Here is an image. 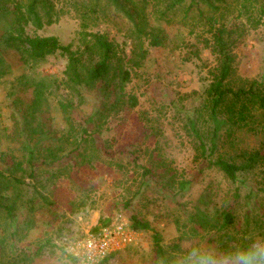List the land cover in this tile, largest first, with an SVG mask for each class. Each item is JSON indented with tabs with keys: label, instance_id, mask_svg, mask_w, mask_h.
<instances>
[{
	"label": "rangeland",
	"instance_id": "obj_1",
	"mask_svg": "<svg viewBox=\"0 0 264 264\" xmlns=\"http://www.w3.org/2000/svg\"><path fill=\"white\" fill-rule=\"evenodd\" d=\"M170 2H122L132 12L133 4L138 11L146 3L150 25L162 29L166 40L158 47L145 40V60L139 61V68H131L130 81L124 84L121 96L112 91L105 97L97 88L73 86L65 74L68 56L59 52L34 71L14 66L12 79L0 84V172L8 183L3 185L6 202L15 206L18 217L15 232L10 227L0 230V236L6 238L0 264H65V248L89 237L104 246L108 264H156L154 233L159 235L164 253L167 249L184 254L193 243L219 247L216 241L208 244L212 224L200 228L198 198L210 189V211L222 210L234 188L216 167L202 165L190 119L205 144L210 145L205 91L216 74L217 62L210 45L217 28L226 29L235 41L227 87L236 90L252 83L264 84L263 1L222 0L213 4L216 10L201 3L202 16L191 10L186 19V5L161 14ZM51 4L54 23L41 30L30 25V35L55 37L60 45H71L76 53L83 52L85 41L90 39L87 35H104L117 46L118 56L126 57L123 69L129 68V55L137 40L122 7L109 0H51ZM1 25L5 27L4 22ZM83 63L91 64L87 54ZM21 74L28 81L45 78L52 91L47 106H43L44 113H40L39 126L47 123V128L29 143L19 112L24 110L23 105H13L21 86L13 80ZM131 96L137 100L135 108L127 102ZM30 99L27 90L23 104H29ZM59 102L68 105L67 115ZM201 113L204 115L198 117ZM263 139L264 133L259 130L238 131L232 145L219 144L211 161L221 158L243 163L242 151H258ZM27 144L43 147L33 169L27 166ZM14 163H21L23 171L9 173L15 170ZM144 168L151 169L156 180L172 182L170 188L178 205L152 183L143 184ZM240 180L245 185L260 183L262 170L242 174ZM180 182L187 186L179 192ZM247 192V186L240 188L242 197ZM128 201L131 204L125 208ZM243 204L236 211L239 219L245 211ZM130 210L149 223L151 230L133 231ZM250 231L251 237L264 238V230ZM242 232L237 225L235 236ZM40 245L45 248L36 254Z\"/></svg>",
	"mask_w": 264,
	"mask_h": 264
},
{
	"label": "trees",
	"instance_id": "obj_2",
	"mask_svg": "<svg viewBox=\"0 0 264 264\" xmlns=\"http://www.w3.org/2000/svg\"><path fill=\"white\" fill-rule=\"evenodd\" d=\"M109 1L118 4V7H122L124 16L130 18V22L134 27L133 33L136 36L137 44L133 46L129 55L128 63L130 66L127 70L123 69L126 57L118 56L117 46L108 41L104 35H87L90 36V39L85 41L82 53L71 51V45H60L55 37L30 35V25L36 30H41L45 26H50L54 23L51 0H25V4L23 0H0V25L3 22L5 23L4 28L3 25L0 27V84L7 79H12L11 74L14 71V66L23 67L22 70L34 71L48 57L59 52L68 56V67L65 74L68 82H71L73 86L84 85L90 89L97 88L105 97L111 94L112 91L121 96L125 91L124 84L130 81L131 68H139V61L143 62L145 60L147 53V50L143 48L145 40H149L151 46L158 47L163 45L166 39L162 35V29L150 25L149 18L147 19V14L145 13L146 3L140 5L141 7L138 11L134 9L137 5L133 4L132 9L134 12H132L130 8H126L124 3H122L124 1L127 2V0ZM262 1L264 13V0ZM95 2L97 3L98 0H95ZM217 2L219 4L222 0H172V2L166 4V9L161 14L167 15V12L175 9V7L186 5L185 19L187 18L186 14L191 10L196 11L198 16H202V12L199 9L201 3L216 10L213 4ZM210 20L211 18L208 19V21ZM231 37L232 35L227 33V30L223 29V27L215 29L211 36L213 43L210 45V50L215 56L217 64L216 74L205 91L207 121L211 126L209 133L210 145L207 146L205 144L203 135L196 129L195 121L190 119L191 132L197 141L196 150L199 158H201L202 165L206 168L216 167L234 188L232 195L222 210L210 211V203L213 202L212 191H208L210 189L202 192L198 198L201 210L197 214L202 216L199 222L200 228L202 229L204 226L212 224L213 228L208 238V244L213 245L216 241L220 248H224L227 244H231L233 247L245 245L253 238L250 236L251 229L252 231L264 230V153H261L264 148V139L260 142L259 146L262 148L258 151L253 153L242 151L243 163H235L221 158L211 161V157L218 151L220 143L233 144L236 132L259 130V132L264 133V93H261L264 90V84L252 83L248 88H238L236 90L226 85L232 74L235 60L232 50L235 41H231ZM96 52H98L96 55L97 61L93 62ZM84 54L88 55L90 66H84ZM24 80L25 82H23ZM13 81L21 84L17 90L18 94L14 95L13 105L14 107L23 105L24 110L19 112L22 113L23 117L22 129L27 130V135L29 136L25 137V139L26 141L29 140V143L35 140L34 136L39 131H42V128H47V123H41V126H39L40 113H44L43 106L45 104L47 106L52 91L46 84L45 78L28 81V77L25 74H21ZM11 85L15 86L14 82ZM27 90H30L31 99L29 104L24 105L23 99ZM127 102L130 108H135L138 105L136 98L133 96L129 97ZM67 107V104L59 102V108L64 115L68 114ZM201 115L203 116L204 114L201 113L198 117H201ZM62 138L64 136L60 137L58 141L62 140ZM27 147L29 157L27 166L31 167L29 169H33L36 166L34 161L36 156L38 157L39 149L43 147L36 144L33 146L27 144ZM21 166V163H14L15 170H9V173L11 171H14V173L23 171ZM258 168L262 170V182L245 185L246 183L240 180L242 174ZM152 172L149 168L143 169V184L152 183L161 192L166 193V197H170L178 205L179 203L176 202L170 188L172 182L166 184L163 181L156 180L155 177H152ZM31 173L34 174V171L32 170ZM10 175L12 176L13 174ZM148 178L150 181H148ZM5 180V175L0 172V214L3 216L0 221V230H8L10 227L15 232L18 228V217L14 211L15 206L7 203L8 197L3 194L5 191L3 185L8 184L5 183ZM14 180L18 182L17 179ZM178 185L179 192L183 191L187 186L185 182H180ZM243 186L248 188V192L244 197L240 194V188ZM130 204L131 201H128L124 204V207L129 208ZM240 204H243L245 208L241 216L242 219H239L236 213L238 208L241 207ZM192 217L194 218V216L190 218ZM129 222L133 231L151 230L149 223L140 219L133 210H130ZM237 225H241L243 229L242 235H239V237L235 236L237 234ZM158 236L157 233H154L152 237L156 257L164 254ZM245 236H249V239L247 240ZM5 239V237L0 236V259L1 253L3 254L6 246L3 245ZM44 248V245H40L36 254ZM104 264H108V259L104 260Z\"/></svg>",
	"mask_w": 264,
	"mask_h": 264
},
{
	"label": "clouds",
	"instance_id": "obj_3",
	"mask_svg": "<svg viewBox=\"0 0 264 264\" xmlns=\"http://www.w3.org/2000/svg\"><path fill=\"white\" fill-rule=\"evenodd\" d=\"M65 264H104L108 252L95 238L65 248ZM156 264H264V238H251L247 244L220 248L193 243L184 254L169 250L159 255Z\"/></svg>",
	"mask_w": 264,
	"mask_h": 264
}]
</instances>
